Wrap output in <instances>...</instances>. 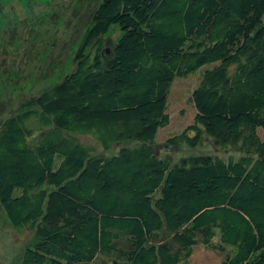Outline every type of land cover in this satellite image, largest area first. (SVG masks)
<instances>
[{
    "label": "trees",
    "instance_id": "16d2710c",
    "mask_svg": "<svg viewBox=\"0 0 264 264\" xmlns=\"http://www.w3.org/2000/svg\"><path fill=\"white\" fill-rule=\"evenodd\" d=\"M206 65L163 151L206 138L240 156L172 165L155 152L168 95ZM259 130L264 0H98L72 70L0 127V207L33 236L19 264H191L196 247L264 264Z\"/></svg>",
    "mask_w": 264,
    "mask_h": 264
},
{
    "label": "rangeland",
    "instance_id": "374dc122",
    "mask_svg": "<svg viewBox=\"0 0 264 264\" xmlns=\"http://www.w3.org/2000/svg\"><path fill=\"white\" fill-rule=\"evenodd\" d=\"M98 0H0V127L18 106L57 85L73 68V57ZM209 65L174 81L168 95V126L158 131L155 152L172 165L186 156L217 155L223 159L239 153L216 148L204 138L195 149L181 147L164 152L165 140L181 132L194 119L189 100L201 74ZM262 137L264 134L261 130ZM86 145L96 144L80 137ZM118 146L106 152L112 155ZM100 152V150H99ZM170 164V163H169ZM28 232L18 233L0 207V264H19L22 252L32 240ZM221 256L196 247L191 264H220Z\"/></svg>",
    "mask_w": 264,
    "mask_h": 264
}]
</instances>
